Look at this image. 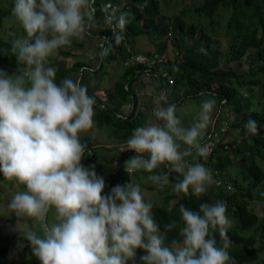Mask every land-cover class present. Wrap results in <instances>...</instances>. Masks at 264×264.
Instances as JSON below:
<instances>
[{
    "label": "clouds",
    "instance_id": "obj_1",
    "mask_svg": "<svg viewBox=\"0 0 264 264\" xmlns=\"http://www.w3.org/2000/svg\"><path fill=\"white\" fill-rule=\"evenodd\" d=\"M95 4L12 0L11 12L24 35L11 41L9 51L22 68L11 75L0 69V176L23 190L12 194L7 209L31 220L33 227L22 235L40 264H127L138 248L143 250L141 264H235L227 235L233 220L225 201L201 202L197 211L181 204V223L171 220L161 230L139 184L129 180L103 192L104 178L94 166L80 163L85 154L80 137L94 131L96 101L79 78L57 83L50 57L96 27ZM104 11V23L119 44L128 13ZM101 48L102 59L109 49ZM201 95L205 98L185 125L167 92L157 93L151 117L125 141L135 152L124 163L126 172L143 170L157 189L172 184L174 191L194 197L217 183L201 162L211 151L205 132L214 123L217 101L209 93ZM243 127L246 135L260 131L252 116ZM172 172L180 177L174 183ZM173 228L180 239L166 245V233Z\"/></svg>",
    "mask_w": 264,
    "mask_h": 264
},
{
    "label": "trees",
    "instance_id": "obj_2",
    "mask_svg": "<svg viewBox=\"0 0 264 264\" xmlns=\"http://www.w3.org/2000/svg\"><path fill=\"white\" fill-rule=\"evenodd\" d=\"M106 1L122 5V10L128 13L129 22L123 31L128 37V47L122 42L115 43L113 36H110L111 54L102 59L99 55L96 57L99 64L92 72L100 69L103 61L110 60L120 63L124 70L123 80L115 81L111 92H103L98 98L94 96L96 103L93 106V126L107 129L110 137L121 141L127 139L132 129L142 123V119L136 115L138 95L132 85L134 82H141L144 76L136 74L134 66H124L123 61L130 53L129 48L135 47L133 40L136 36L151 41L156 47L154 51L164 55L170 54L166 51L167 42L170 41L173 46L170 52H176V55L166 62L174 78L169 93L174 95L176 89L181 91V95L172 101L178 102L183 97L200 92L215 94L218 99L216 115H220L218 119L217 116L214 119V129L223 116V109L228 110L229 128L222 133L213 154L201 162L212 171L216 170L223 181H227L224 171L236 169L240 173V179L246 180V183L241 185L236 177L232 178L231 182L227 181L233 187L232 191L225 189L224 185L213 184L218 190L212 198L207 193L194 197L190 192L187 195L177 192L175 200L171 201L173 195L165 194L162 204L152 207L153 218L163 230V225L171 220H176L178 225L181 223L179 205L183 204L186 208L197 211L201 202L215 203L223 200L226 202V215L233 220L227 234L231 241L229 254L235 258V264H252L264 252V216L259 220L258 214L249 206L252 191L264 182V0H204L192 8V11L203 17L205 22H187L182 9L168 17L164 16L157 0H96V27L90 30L89 36L108 35L100 11L101 5ZM221 9H227V18L224 20L216 19ZM22 34L24 35L23 31ZM69 54L63 48L58 50L59 57ZM243 59L248 61V67L240 71L238 66ZM54 65L57 83L69 72L77 71L80 82L84 84L86 67L83 66H87L84 62L76 61L68 67L59 59L54 61ZM214 84L217 87L211 91ZM95 90L97 92L99 88L96 87ZM92 93L95 94L93 91ZM106 99L109 101L105 104ZM118 101L130 105L126 113H121L113 104ZM102 103L103 107L100 106ZM249 116L258 122L260 131L256 135L245 134L243 124ZM91 131L88 132L93 133ZM80 139L85 145L86 154L91 149L93 137L84 133ZM112 170L109 173V183L118 180ZM123 175L124 173L121 178ZM179 239L178 229L173 228L166 233L164 242L170 245L173 240ZM217 241L219 242L218 236ZM25 248L26 240L21 234L10 232L6 236L0 235V264H20L7 256L23 252ZM142 254L143 250L138 248L136 256L127 264L140 262Z\"/></svg>",
    "mask_w": 264,
    "mask_h": 264
},
{
    "label": "rangeland",
    "instance_id": "obj_3",
    "mask_svg": "<svg viewBox=\"0 0 264 264\" xmlns=\"http://www.w3.org/2000/svg\"><path fill=\"white\" fill-rule=\"evenodd\" d=\"M204 0H157L160 6L161 13L164 14V16H170L172 14L178 13L181 9L185 12V18L188 21H202L205 22V19L203 17H199L195 15L192 11V8L195 6L201 4ZM121 3V1H120ZM12 7V0H0V69L6 71L8 74H13L18 71L19 68H22V65H20L14 56L13 53L9 51L11 41L16 38H22V27L19 25V23L16 21L14 15L11 12ZM120 12H124V10H120ZM227 18V9H221L219 10V15L216 16V19L218 20H224ZM103 26V23L101 24ZM99 40V37L97 35H86V37L82 40H73V43L70 46L64 47V50H67L70 52V54L73 56L71 57L72 60L78 59H86L85 57H82L81 53H83V49L81 48V45L88 43L89 46H86L85 49H89L85 52L89 55L90 61L84 62L86 66V70L83 74V81L86 79L88 80L92 86L95 88H99V90H103L104 93L109 91H112V84L118 80V76L120 75L119 71H123L124 67L119 63L115 62L113 60H110L109 62H102V66H100V69H98L96 72H92V69L96 68L99 64L97 60V55L101 51L97 49V42ZM133 45L139 50V51H154L156 49L155 44H153L151 41L146 39L142 36H136L133 40ZM172 43L169 41L167 42L166 51L171 53L172 50ZM106 48L109 49L107 54H111V45L110 43L106 44ZM58 55V52H57ZM54 57H50V63L53 64V60H55ZM118 61H120V57L118 56ZM71 62V61H70ZM69 63V62H67ZM248 67V61L243 59L242 64L238 66V70H246ZM93 74H92V73ZM79 78V77H78ZM153 78V77H149ZM155 81L156 79L153 78ZM154 87V86H153ZM216 85H212L211 91L216 89ZM160 90L158 89L156 91V95ZM183 91V89H182ZM152 93V94H151ZM147 94V98L143 100V105H145L144 112L145 114H140L139 117L143 119V122L140 124H144L146 120H148L151 117V109L154 107V102L150 104L152 100L155 101L156 95L153 94V92ZM209 93V92H205ZM211 94V93H209ZM91 96H96V94H91ZM176 95L180 96V89H176ZM217 101L216 104V111L214 113V119L216 118V114L218 111V99L215 94H211ZM171 95L169 92H167V100L169 103H175L178 108V115L181 116L182 122L187 125L191 122L193 116L199 109V103L202 99L205 97L201 95V92L199 94L195 95H189L186 97L181 98L178 102H173L171 99ZM109 100L106 99L104 103L106 104ZM115 107H118L119 102L113 103ZM118 104V105H117ZM230 108V107H229ZM143 109V108H142ZM230 110V109H229ZM219 115L217 116V119L219 118ZM233 116V112H230V117ZM229 117V118H230ZM154 119V118H153ZM95 134L97 136L93 137L94 141L92 143L91 149L92 154H84L81 158L80 163L85 166H94V170L96 173H98L96 170V166L99 165L101 169H105V171H102L98 175L102 176L105 180V188L103 192L108 191V185L111 181L110 178V171L111 169L114 170L115 175L117 176V179L121 178V175L125 173L124 163L127 159H129L133 154H130L127 157V154H124L122 157L121 155L127 151L125 141H120L115 139L114 137H110L108 135L107 129H99L94 125L93 126ZM220 125L219 123L216 124L215 130L217 133L219 132ZM211 126L206 130L205 135L210 131ZM87 133V132H85ZM191 162V158H186ZM112 170V171H113ZM164 171H167L166 169H163ZM225 180L231 182V179L236 177L239 184L244 185L246 183V180L240 179V173L236 169H228L223 172ZM148 173L144 172L143 170H135L131 175V181L133 183H137L140 185V190L143 198L146 201H149L152 203V205H158L162 204L165 194H172L173 199L171 201L175 200V197L177 195V191H174L172 188V184L165 185L163 188L157 189L151 181L147 179ZM177 179H180L179 174L172 172L169 174V180L170 182L174 183ZM23 190V186L15 185L12 181L7 180L0 176V235L6 236L10 232H17L22 235L23 232L27 231L29 228H32L33 225L31 223V220L29 218L25 217H15L11 215L10 211L7 209L6 205L8 201L10 200L12 194L15 191ZM218 189H215L213 186H210L208 191L205 192L208 194L210 198L214 197L217 193ZM103 194V193H102ZM249 206L251 209H253L259 216V220L262 219L264 216V182L257 186L252 191V197L249 200ZM36 230L39 233V226H35ZM23 236V235H22ZM20 246V244H16ZM8 259H12L20 264H40L39 260L36 259L31 251L29 244L26 240V248L23 252L15 253V254H9L7 256ZM134 264H141V262H137ZM252 264H264V252L261 253L259 259L257 261H254Z\"/></svg>",
    "mask_w": 264,
    "mask_h": 264
},
{
    "label": "built area",
    "instance_id": "obj_4",
    "mask_svg": "<svg viewBox=\"0 0 264 264\" xmlns=\"http://www.w3.org/2000/svg\"><path fill=\"white\" fill-rule=\"evenodd\" d=\"M111 8H116L117 12L119 13L120 10L122 9V5L116 2H111V1L104 2L100 8L103 23H104L103 18L105 15L104 10L105 9L110 10ZM104 26L108 31V35H103L99 37L97 46L100 49H102L101 46L106 47V44L110 42V36H113L111 27L105 23H104ZM120 42H122L124 46L128 47V37L124 33H122V39ZM129 49H130V53L124 59L123 65L124 66H134L135 73L138 75H141V76L143 75L144 77L155 78L156 81L161 85V90H165L167 92L166 87L173 85L174 78H173V73L166 66V62L168 60H172L174 55H176V52L170 53L168 55H164V54H160L155 51L141 52V51H138L135 47H131ZM100 106L103 107V103L100 104ZM118 116H121V115L118 114ZM227 117H228V110L224 108L223 116L219 121V125H220L219 132L220 133H217L212 125L210 131L205 135V142L209 143L210 149H211L209 155L213 154L214 148L219 143L222 133H224L229 128V120L227 119ZM224 147L226 148V145ZM134 171L125 172L123 175V178L116 180L114 183H109L108 190L114 185H117V184L123 185L129 180H131L130 175ZM212 172H213L214 179L217 181V183L214 184L215 186L224 185L225 189H227L228 191L233 190V187L231 186V184L227 181H223L216 170H213Z\"/></svg>",
    "mask_w": 264,
    "mask_h": 264
},
{
    "label": "crops",
    "instance_id": "obj_5",
    "mask_svg": "<svg viewBox=\"0 0 264 264\" xmlns=\"http://www.w3.org/2000/svg\"><path fill=\"white\" fill-rule=\"evenodd\" d=\"M23 31V30H22ZM22 33V32H21ZM23 35V34H22ZM86 37V36H85ZM84 37V38H85ZM86 46H89L88 45V43L87 44H85V46L82 44L81 45V48L83 47H85L86 48ZM83 49V53H81V55H83L82 57H85L86 59H81V60H78V59H75V60H72L71 59V57L73 58V56L71 55V54H69V56H63V55H61V57H59V55H57V53H56V55H55V60H59V59H61V60H63L64 62H65V64H66V66H70L72 63H74V62H76V61H79V62H88V61H90V57H89V55L87 54V53H85L88 49H89V47H88V49ZM97 49H98V51L99 50H101V49H99L98 47H97ZM150 51V50H149ZM57 52H58V50H57ZM65 52H68L67 50H65ZM68 53H70V52H68ZM55 60H53V65H54V61ZM71 61V62H70ZM67 62H69V63H67ZM115 63V62H114ZM55 66V65H54ZM83 67H86V66H83ZM120 72V75L118 76L119 78H118V80H116V81H122L123 80V71H119ZM71 78V79H76V78H78V77H80V75H79V73L77 72V71H72V72H69L68 74H66L65 75V78ZM84 85H86V87H87V91H89V93H91V94H93L92 93V91L95 93V94H97L96 95V97L97 96H100V94L101 93H103L104 91L102 90H97V92H96V90H95V87L94 86H92V84L88 81V80H84ZM154 86V87H153ZM132 87H133V90L135 91V93L138 95V104H137V108H136V115H138V116H140V114H145V112H144V109H145V105H143V100H144V98L146 99L148 96H147V94L148 93H151V92H153V94H155L156 95V91L159 89L160 91H161V85L157 82V81H155L153 78H149V77H144L143 79H142V81L140 82V81H137V82H134L133 83V85H132ZM171 87L172 86H169V87H166V90H167V92H169V90L171 89ZM181 92V91H180ZM104 94V93H103ZM102 94V95H103ZM152 94V93H151ZM170 94V93H169ZM177 95H176V90L174 91V95H172L171 94V99H175V97H176ZM117 97V100H119V98H118V96H116ZM98 98V97H97ZM119 102V105H118V107H116L121 113H126V110H128L129 109V107H130V105L129 104H121V102L120 101H118ZM154 102V100H152L151 102H150V104H152ZM143 108V109H142ZM142 117V116H141ZM140 117V118H141ZM142 119V118H141ZM142 122H143V119H142ZM99 130V129H98ZM85 134H88V135H90L91 134V137H95V136H97V134H99V133H97V134H95L94 132L93 133H89V132H87V133H85ZM126 140V139H125ZM93 141H94V138L92 139V143H93ZM121 141H124V140H121ZM92 146V145H91ZM90 150V154H92L93 152H92V149H89ZM89 150L87 151V153H89ZM86 153V154H87ZM89 154V155H90ZM124 154H127L126 156H124V157H127V156H129L130 154H133V155H135V152H134V150H132V149H128L127 151H125L122 155H121V157L124 155ZM96 170H98L97 172V174H99V173H101L102 171H105V169L103 168V169H101V170H99V168H101V167H99V166H96ZM112 173H114V170L112 171ZM114 175H115V173H114ZM115 177H117L116 175H115Z\"/></svg>",
    "mask_w": 264,
    "mask_h": 264
}]
</instances>
